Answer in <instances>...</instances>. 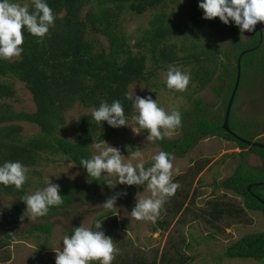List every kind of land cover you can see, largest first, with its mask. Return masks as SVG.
<instances>
[{"label":"trees","instance_id":"trees-1","mask_svg":"<svg viewBox=\"0 0 264 264\" xmlns=\"http://www.w3.org/2000/svg\"><path fill=\"white\" fill-rule=\"evenodd\" d=\"M47 2L57 17L55 26L50 29L49 34L43 38L42 42H38V37L24 30L22 45L24 50L21 56L12 60L0 59V163L6 160H19L31 166L36 164L35 158L41 152H51L67 157L87 176L86 170L79 165L80 160L91 157V145L94 142L107 140L116 128L108 126L106 121L104 125L97 124L91 114H85L72 129L75 140H68L63 138L66 130L64 113L76 103L95 109L99 107L102 100H107L109 103L120 100L124 104L127 118L134 115L132 102L126 98L130 85L140 81H151L157 71L167 70L169 65H174L179 60L175 43L169 42V39L172 35H179L181 32H179L178 24L169 23L168 15L162 8L166 0H47ZM198 4L199 0H190L191 10L186 19V25L189 23V26L183 31L185 34L183 39H186L187 34H196L205 27H211L218 34H222V30L219 29V17L211 20L204 19L203 10ZM29 8L31 10V4ZM151 9L154 10L150 26L140 31V35L135 36L134 43H131L130 36L126 34L122 25L125 15H140ZM259 23L262 24V22ZM228 28L231 32L227 35L236 46V52L233 54L235 62L231 71H228L226 61L219 60L221 55L225 58L229 55V48H208L205 45L199 52L193 51L182 57L186 63L195 62L199 67L195 73L200 84L199 88H203L211 80L218 69L217 66L223 70V73L217 74L218 79L225 80L226 74H229L231 87L224 99V114L236 80L238 57L241 55L240 77L244 78L243 85L256 80V75H252L253 72H264V55L261 54L264 36L262 32L260 36L258 24L247 40L240 37L241 32L234 24H229ZM101 37L105 42L100 39ZM260 39H262L261 42ZM243 51L245 52L242 53ZM9 78L22 82L29 90L36 106L34 112H17L4 101L5 98L13 97L15 93L13 87L7 83ZM239 82L241 83V80ZM164 85L166 86V82ZM214 89L218 90L216 86ZM192 103V109L181 112L182 122L185 114L190 116L187 124L181 123L184 139L178 141L163 138L158 142L164 151L171 154L176 151L182 157L192 149L197 140L206 136H216L234 142L240 148L241 161L232 174L221 181L214 182L213 185L241 196L242 203L211 200L207 202L211 206V210L207 213L210 215L211 223L213 219L220 220L230 215L229 217H233L239 223L250 224L252 211L264 213V204L258 200V198L264 200L262 193L264 163L263 170H256L246 165L243 159L250 150L264 156V148L249 146L240 139L242 137L232 122L233 119L235 120L232 108L228 121L229 130H225L222 127L224 116L222 120H217L204 114L201 111L204 102L200 98L193 100ZM18 121L36 124L40 132L23 139L20 134L22 126L15 124ZM240 127L248 134L252 129H248V126L244 124ZM99 131L101 132L95 139ZM144 131L147 133V130ZM262 131L264 133V124ZM249 135L243 139L264 144V136L256 139L254 134ZM210 161V158L194 160L187 167L186 172L173 177V181L179 183V188L161 210L166 220H161L159 216L154 223V230L157 227L166 229L179 213L190 210L187 202L191 200L190 203H193L198 197L196 187L189 198L190 186L196 178L200 179L198 175ZM149 166L151 163L145 164V167ZM93 182L96 190L101 182ZM257 182L260 184H256ZM249 185H252L250 190H248ZM78 187L79 184L76 183L62 185L61 193L65 204L53 207L50 212L66 209L74 201V192L78 190ZM131 191L132 188L128 189L129 193ZM0 193L18 195L20 199L26 194L24 187L17 191L14 186L3 185H0ZM128 205L132 209L134 202L128 201ZM202 211L205 214V211ZM18 213L19 211L14 209V214L21 219ZM185 214L186 212L183 213ZM95 220L102 222V230L106 235L112 236L114 243L119 241L120 224L113 211H105ZM79 225V223L73 225L67 234H71ZM121 225L124 227L126 220H123ZM27 230L29 233L39 232L48 236L51 232V223L49 221L38 223ZM2 233L8 237L11 236L10 233ZM174 243L177 248L180 247L177 245L178 242ZM6 244L7 242H1L0 246ZM169 246L166 248L167 253L163 254L162 262L170 253ZM222 255L227 258L263 260L264 231L243 234L238 240L229 244ZM157 257V251H154L151 256L136 253L134 258H125V261L120 264H157ZM169 259L174 263L183 264L193 257H182L176 250V255ZM93 264L96 263L93 262Z\"/></svg>","mask_w":264,"mask_h":264},{"label":"rangeland","instance_id":"rangeland-1","mask_svg":"<svg viewBox=\"0 0 264 264\" xmlns=\"http://www.w3.org/2000/svg\"><path fill=\"white\" fill-rule=\"evenodd\" d=\"M17 2L27 5L31 4V0H17ZM162 8H164L168 15L169 23L171 25L178 24L180 28L179 32L181 33H179V35H172L169 42L173 41L175 43L176 52L179 56V60L174 65L179 67L182 71L191 74L190 83L183 92L168 89L164 85L167 78V70L163 69L157 71L151 81H140L131 84L129 93H134L135 91L136 95H151L152 98L157 99L159 105L169 113L175 110H178L180 113L190 110L193 108L192 101L200 98L204 102L201 111L212 119L222 120L224 116V99L231 87L229 74H226L225 80L218 79L217 74L223 73V70L220 66H217L218 69L211 77V80L203 88H199L200 84L195 75L199 67L195 62L186 63L183 61L182 57L193 51L199 52L200 48L205 45L208 46V48H229V55L226 58L224 55H221L219 60L226 61L228 66L227 69L231 71L234 67L235 61L233 54L236 52V46L227 35L231 32L228 25H225L219 19V29L222 30V34H218L211 27H205L196 34H187L186 39H183L185 35L183 31L189 26V23L186 25V19L191 10L190 0H181V2L180 0H166ZM153 10L154 9L148 10L140 15H125L122 25L126 34L130 36L131 43H134V37L140 35V31L150 26ZM261 30L264 36V22L261 24ZM250 33L251 32L245 30L244 33H240V37L243 40H247ZM100 39L105 42L103 37ZM262 43L261 54L264 55V39ZM252 75H256V80L244 85V78L240 77L241 83L239 82L238 93L236 92L231 107L235 117V120L233 119L232 122L235 124L234 127L240 134V137L247 138L250 136L249 134H254V137L258 139L264 136V133H262V126L264 124V72L257 73L255 71ZM7 83L13 87L15 93L13 97L5 98L4 101L17 112H34L36 106L26 86L22 82L12 78L7 79ZM215 86L218 88L217 91L214 89ZM92 110L94 109L83 106L80 103L74 104L67 110L64 113L66 130L63 138L74 141L75 135L72 133L74 124L77 121L79 122V119L85 114H91ZM137 114L138 112L134 108V115L128 118L130 126L116 128L112 135L105 141L112 146L119 147L125 155V159L129 158L130 153L140 151L144 154L145 164L152 163L151 157L159 151H164V149L161 147L158 140L147 139L148 134L144 130H140L139 133L133 131V129L136 130L139 128L133 119ZM189 117L190 116L187 114L184 115V124L190 121ZM183 122L181 119V123ZM15 124H20L22 126L20 134L23 139L30 138L40 132L39 126L34 123L18 121L15 122ZM241 124L247 125L248 129L252 128L251 132L248 134L246 130L241 129ZM100 132L101 131L96 133L95 139ZM162 132H165V130H162ZM164 139L183 140L184 134L181 125L174 129L166 130ZM96 143L97 142H94L91 145V156L95 154L94 145ZM175 152L176 151H174V153L172 152L173 177L182 172H186L187 167L191 165L194 160H198L199 158H210L211 161L198 175L200 179L196 178L190 186L189 198H191L194 192L193 189L196 187L198 188V197L195 199V202L190 203L191 200L187 202L192 212L182 215L177 222H174L176 218H174V220L172 219L171 222L175 224L170 232L166 230L168 233L166 231L160 233L159 230H157L158 228L154 230L153 226L155 222L150 220H136L130 214L132 209L129 207L128 201H132L135 204L136 196H151V192L146 186L137 188L135 185H117L116 189H109L105 184L101 183L95 190V187H93L95 185L94 182H89L88 177L75 163L68 159L66 160L65 157L60 154L41 152L37 158H35V165H26L30 170L29 179L24 185L26 194L33 193L45 187L46 181L50 177L52 182L59 184L60 187L64 184H79L78 190L74 192V201L70 203L66 209L49 212L47 216L38 217L36 219L27 217L23 220L20 219L22 221L21 227L17 231L10 233L11 236L9 237L2 233L4 232L3 220L0 218V243L7 242L5 246H0V264H55V249L57 251L62 250V242L60 243V241L63 235L67 234L69 229L77 223L84 224L85 226H92L95 218L106 211L102 206L105 199L114 192L122 190H126L127 195L119 198L117 200L118 208L112 210L120 224L119 233L121 235L119 241L115 242L121 251L113 261L114 264L124 262L125 258H134L136 253H143L146 256H151L154 252L152 247L155 243L160 246L158 252L161 251L166 236L168 240L170 234L177 238L179 237L178 239L175 237L173 238L175 242L181 241V243L178 244L179 246H182V241H185L187 232H195V234H191L192 242H207L206 235L200 234V232H203V227L213 232V228H209L212 227L211 222H207L211 219L209 213H207V211L211 210V206L207 202L211 200L220 202L242 201V197L234 192L213 185L214 182L221 181L233 173L241 161V157L239 156L240 148L234 142L223 140L216 136H206L197 140L192 149L183 157ZM243 160L249 167L256 170H263L264 156L256 151H247ZM133 163H135V161H133ZM130 188H132L131 193L128 192ZM262 193L264 195V190ZM0 203V209H2L0 212L14 214V209H17L19 211L18 215H23L25 203L20 200L18 195H5L0 193ZM9 204H11L10 207H4V205ZM195 204L199 208L195 207ZM197 209L204 210L205 215L196 216V219L194 216L198 212ZM250 214L252 218V223L250 224L239 223L233 217H224L220 225L224 227H228L225 225L232 226L233 240H238L243 234L264 231V213L252 211ZM14 217L18 218L15 214ZM160 219L166 220L164 212L160 213ZM123 220H126V225H124V227L121 225ZM46 221L51 223L50 235L47 236L39 232H28L27 229L30 226ZM184 221L190 222L187 224L188 230L184 227L180 234L173 231L176 226L180 228ZM193 221H196L194 222L195 224L192 223ZM215 223L218 225L217 222ZM198 225L200 227H198ZM233 225H235V227H233ZM180 238H182V240H180ZM168 243L169 241L167 245H165L166 248L168 247ZM218 243L219 244H212L213 247H218L216 250L211 248L205 252L206 258L205 260H201L202 264H220V262L223 261V257H219V255L221 251L224 252L221 247L225 246L227 243ZM207 247L206 245V248ZM228 261H230L231 264H264V259L261 261H256L251 258L244 260L229 259ZM95 263L97 264V262Z\"/></svg>","mask_w":264,"mask_h":264},{"label":"clouds","instance_id":"clouds-1","mask_svg":"<svg viewBox=\"0 0 264 264\" xmlns=\"http://www.w3.org/2000/svg\"><path fill=\"white\" fill-rule=\"evenodd\" d=\"M198 6L203 10L204 19L219 17L225 25L234 24L243 33L245 30L254 31L259 22H264V0H199ZM56 18L47 0H31V10L29 5L17 0H0V59L11 60L21 56L24 50V30L38 37V42H42L55 26ZM190 80L189 72L182 71L175 65L168 66V89L183 92ZM126 98L138 112L133 119L139 128L133 131L139 133L140 130H147V139L162 140L166 130L181 125V113L178 110L167 112L151 95L140 96L134 91L126 93ZM91 117L97 124L104 125L106 121L112 128L130 126L124 104L120 100H113L111 103L102 100L99 107L92 110ZM94 147L95 154L79 162L86 170L88 181L101 182L109 189H116L117 185H135L137 188L146 186L151 196H136L130 214L136 220L155 222L166 201L179 188V183L173 181L172 154L159 151L151 157V166L145 167L144 154L140 151L130 153L129 158L125 159L119 147L112 146L105 140L97 142ZM29 171L19 160H6L0 163V185L22 190L29 179ZM126 195V190L114 192L102 203L103 208L106 211L118 208L117 200ZM20 200L25 203L21 220L25 217L36 219L47 216L53 207L65 204L60 185L53 183L50 177L45 187L23 195ZM61 242L62 250L54 248L55 264H113L121 251L112 236L106 235L102 230L100 220H95L92 226L80 224L71 234L63 235Z\"/></svg>","mask_w":264,"mask_h":264},{"label":"crops","instance_id":"crops-1","mask_svg":"<svg viewBox=\"0 0 264 264\" xmlns=\"http://www.w3.org/2000/svg\"><path fill=\"white\" fill-rule=\"evenodd\" d=\"M195 207L199 208L196 204H195ZM197 211H198L197 214H195L193 212L195 214L194 217L196 219H197L196 216H200V215L204 214V213H202L203 212L202 209H200V210L197 209ZM184 212H186V214H187L189 212H192V210H185ZM183 213L182 212L179 213V215H177L175 217L176 221H174V222H177L179 217H181L183 215ZM229 216H225V217H229ZM222 219H220V220L213 219V222L211 223L212 227H209V228H213V232H210L208 230V228H205V227L201 226V227H203V230H202L203 232H200V234L206 235V237H207L206 240H208L207 242L206 241L192 242L191 241V238H192L191 234H195V232L194 233L187 232V237H186L185 241L183 242L182 246H180V247L178 246L179 248H177L175 243H174L175 241H174L173 238L175 236H173L171 234H170V236H168L169 237L168 240H167V236H166L165 242L162 245L163 248L161 247L162 248L161 251L158 252V250H160L159 249L160 246H158V244L155 243L153 245V247L152 246L151 247L153 248L154 251H157V253H158L157 264H160L162 262L163 254L167 253L165 245H167L168 241H169L168 245H170L169 246L170 253L164 258V261L162 262V264H177V263L172 262L169 259L170 257H174L176 255V250H178L180 252L182 257H186V256H192L193 257V259H189V260H187V262H184L183 264H202L201 260H205V258H206L205 252L208 249H211V248H213L214 250H216L218 248V247H213L212 244H219L218 242H224V243L226 242L227 244L225 246L221 247L222 250H225V248L229 244H231L232 242H234L236 240H233V237H232V226L231 225H225V226H228V227H224V226L220 225V222L222 221ZM194 222H196V221H193L192 223H194ZM207 222H209V221H207ZM215 222H217L218 225H216ZM189 223L190 222H188V221H184L182 223V226H180V228L178 226H176L175 230H173V231H176L177 234H180V232H182L181 230L184 227H186L187 230H188V225L187 224H189ZM174 224L175 223H171V225L169 227H167L166 229H161V228L157 227L158 228L157 230H159L160 233H164V231H166V230H168V232H170V230L174 227ZM183 225H185V226H183ZM198 227H200V226L198 225ZM233 227H235V225H233ZM175 238L178 239L179 237L178 238L175 237ZM180 240H182V238H180ZM180 243H181V241L178 242V244H180ZM204 244H206L208 247L206 248V245H204ZM222 254H223V251H221L220 255H219V257L220 256L223 257V261L220 262V264H231L230 261H228L229 259H232V260L240 259V258H227V257L223 256ZM241 260H244V259H241Z\"/></svg>","mask_w":264,"mask_h":264},{"label":"water","instance_id":"water-1","mask_svg":"<svg viewBox=\"0 0 264 264\" xmlns=\"http://www.w3.org/2000/svg\"><path fill=\"white\" fill-rule=\"evenodd\" d=\"M258 28H259V31H260V36H262V33H261L262 31H261L260 23H258ZM261 41H262V39H260V42ZM244 52L245 51H243L242 53H244ZM240 58H241V55L237 59V75H236V80H235V84H234V87L232 89L231 95L229 97V100H228V103H227V107H226V111H225V114H224V121H223L222 127L225 130H229L228 121H229L230 110H231V107H232V102H233L234 96H235L236 91H237L238 86H239L240 75H241V62H240ZM240 139L243 140L249 146L252 145V146H258V147L264 148V144L263 143H260V142H251V141L245 140L243 138H240ZM256 184H260V183H256ZM251 186L252 185H249L248 186V190H250ZM258 200L261 203L264 204V200H262L261 198H258ZM3 218H4L3 231L6 232V233H13V232L17 231L21 227V225H22V221L19 218H15L12 213H9L8 216H4Z\"/></svg>","mask_w":264,"mask_h":264},{"label":"flooded vegetation","instance_id":"flooded-vegetation-1","mask_svg":"<svg viewBox=\"0 0 264 264\" xmlns=\"http://www.w3.org/2000/svg\"><path fill=\"white\" fill-rule=\"evenodd\" d=\"M0 206H1V203H0ZM8 214H9L8 212H3V213L0 212V218L3 220V226H4V218H3V217H4V216H8ZM13 215H14V214H13Z\"/></svg>","mask_w":264,"mask_h":264}]
</instances>
